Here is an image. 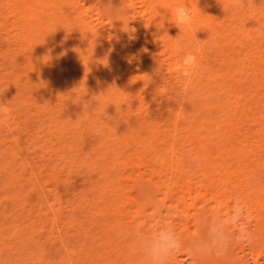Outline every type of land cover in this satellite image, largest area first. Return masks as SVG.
<instances>
[{
    "label": "bare ground",
    "instance_id": "1",
    "mask_svg": "<svg viewBox=\"0 0 264 264\" xmlns=\"http://www.w3.org/2000/svg\"><path fill=\"white\" fill-rule=\"evenodd\" d=\"M0 102V264H146L202 215L227 254L170 264H264V0H0Z\"/></svg>",
    "mask_w": 264,
    "mask_h": 264
},
{
    "label": "clouds",
    "instance_id": "2",
    "mask_svg": "<svg viewBox=\"0 0 264 264\" xmlns=\"http://www.w3.org/2000/svg\"><path fill=\"white\" fill-rule=\"evenodd\" d=\"M172 15L174 16V26L180 32L183 27L192 23L193 17L190 7L177 6ZM197 63V56L188 52L180 58L177 71L182 77L190 79L194 75ZM6 108L7 102H0V116L7 114ZM239 223V216H235L233 225H239ZM198 226L202 235L185 242L180 238L175 227L165 224L161 218L148 234L134 242V247L144 257L146 264H170L185 247L190 250V254L194 257L215 256L221 258L226 255L231 246L232 237L223 224V218L202 215L198 220ZM239 234L243 241L246 233L241 231Z\"/></svg>",
    "mask_w": 264,
    "mask_h": 264
}]
</instances>
